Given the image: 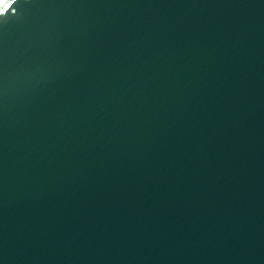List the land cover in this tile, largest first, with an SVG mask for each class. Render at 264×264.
I'll use <instances>...</instances> for the list:
<instances>
[{
  "label": "water",
  "instance_id": "95a60500",
  "mask_svg": "<svg viewBox=\"0 0 264 264\" xmlns=\"http://www.w3.org/2000/svg\"><path fill=\"white\" fill-rule=\"evenodd\" d=\"M0 264H264V0H0Z\"/></svg>",
  "mask_w": 264,
  "mask_h": 264
}]
</instances>
